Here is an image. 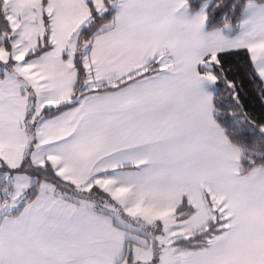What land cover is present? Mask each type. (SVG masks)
Instances as JSON below:
<instances>
[{
	"label": "snow or ice",
	"instance_id": "obj_1",
	"mask_svg": "<svg viewBox=\"0 0 264 264\" xmlns=\"http://www.w3.org/2000/svg\"><path fill=\"white\" fill-rule=\"evenodd\" d=\"M0 264H264V0H0Z\"/></svg>",
	"mask_w": 264,
	"mask_h": 264
},
{
	"label": "trees",
	"instance_id": "obj_2",
	"mask_svg": "<svg viewBox=\"0 0 264 264\" xmlns=\"http://www.w3.org/2000/svg\"><path fill=\"white\" fill-rule=\"evenodd\" d=\"M245 103L248 104L249 111L255 118H259L261 115V108L259 102L251 95L249 91L247 97L245 98Z\"/></svg>",
	"mask_w": 264,
	"mask_h": 264
}]
</instances>
